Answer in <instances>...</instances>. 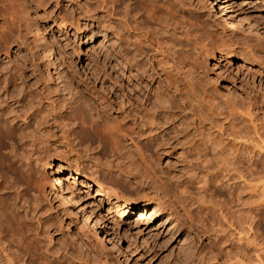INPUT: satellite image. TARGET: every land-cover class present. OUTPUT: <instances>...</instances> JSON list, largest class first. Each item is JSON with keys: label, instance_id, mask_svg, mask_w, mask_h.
<instances>
[{"label": "bare ground", "instance_id": "obj_1", "mask_svg": "<svg viewBox=\"0 0 264 264\" xmlns=\"http://www.w3.org/2000/svg\"><path fill=\"white\" fill-rule=\"evenodd\" d=\"M68 1L75 20L69 23L75 29L80 27L79 16L84 22L94 24L104 35L115 38L113 46H110L113 56L122 65L121 75L133 83L135 89L142 91L140 102H132L128 106L119 104L114 109L110 100L103 99L99 104L104 117L100 115L98 119L90 112L87 117L84 102L73 94L65 97L57 86L54 90L38 91L30 86L28 77L19 65H0V264H94L100 259L102 238L98 236V228L92 223L89 224L91 230H88L90 215L87 207L74 205L73 189L77 181L81 187L94 189L91 196L95 200H105L111 204L106 207L105 215L118 213L130 216L136 214L135 210L137 215H142L140 211L144 209L150 216L168 206L178 217L176 221L179 218L185 223L192 221L194 213H197L191 207L193 189L190 190L187 181L176 179L178 175L175 177L174 172L171 171L173 175L160 167L159 163L161 157L171 155L175 146L180 147L176 153H183L184 159L223 164L236 171V176L242 179L241 183L264 176V136L257 133V128L252 131L260 136L254 133L257 137L254 139V134L249 136L253 138L251 141L245 138L247 132L243 128L233 130L235 137L231 140L236 138L240 144L248 140L245 145L253 144L252 148H257L256 152L247 154L243 150L240 153L232 150L229 144L226 145L228 142H221L223 138H198L188 135L185 128L168 124L172 110L177 106L169 97L178 95L184 99L183 96H188L186 99L190 100L191 96L197 100L198 95L190 88L194 86L190 81L199 84L198 59L204 62L217 46L201 30L198 22L188 23L182 15V19L176 18L174 0ZM218 1L220 4L215 0H196L195 7L206 9L202 12L203 27L220 28L227 37L234 39L237 34L246 43L251 42L256 29L250 23V18L240 16L229 0ZM11 2L0 0V34L7 39L1 45L5 55L8 44L17 46L21 40L19 32L14 30L16 26H12L17 17ZM215 4L221 9L220 12L216 9L215 12L211 11ZM224 12L231 19L230 23L220 17ZM62 19L64 21V17ZM238 24L246 26L251 33L247 31L244 34L236 27ZM9 38L11 41H8ZM224 44L221 42L223 47ZM245 48L247 52L254 53L253 46L247 45ZM154 81L157 84L152 86ZM187 86L191 90L187 89L188 93L185 91ZM167 91L171 92L167 94ZM246 107L247 117L260 115L264 118V100L260 104L246 102ZM258 119L255 118L256 121ZM251 122L254 120L251 119ZM106 161H115L124 169L134 172V177H143L148 185L147 190L150 188L153 193L150 195L152 198H142L141 188L129 181L127 176L130 172L126 173L127 169L123 171L119 166L120 169L117 168L121 171L113 170L117 165L114 163L110 169V166H105ZM204 176L205 173L198 179L197 173L195 190L198 183L202 184L203 189L207 187ZM138 181L137 184L140 183ZM257 182L245 183L246 186L240 184L235 188L230 185L223 188L226 191L224 195L213 193L216 191L214 188L213 191L212 188L205 189L217 196L214 201L219 204L222 218L228 216V222L230 219L245 230L244 236L238 240L240 242L232 247L234 250L224 252L226 255H236L232 264H264V234L261 227L264 222V181ZM244 187L253 190L245 197L240 193ZM126 188L133 194L126 193ZM76 193L80 197L79 189ZM80 213L82 223L77 219ZM164 217V221L171 219ZM72 229L81 241L73 234L74 231L72 233ZM106 232L104 229L101 233L109 237L104 235ZM207 252L209 254L210 250Z\"/></svg>", "mask_w": 264, "mask_h": 264}, {"label": "rangeland", "instance_id": "obj_2", "mask_svg": "<svg viewBox=\"0 0 264 264\" xmlns=\"http://www.w3.org/2000/svg\"><path fill=\"white\" fill-rule=\"evenodd\" d=\"M38 1L12 0L11 7H14L13 9L16 11L17 17V19H14L12 26L13 28L16 26L14 30L19 32L21 40L17 46H15L14 43L8 44V53L6 56L2 52L1 45L5 44L7 39L0 34L1 66L6 67L10 66V64L19 65L28 77L30 86L33 87V89L36 88L38 91L54 90L57 89L55 87L57 86L58 90H61L60 92H62L65 97H69L70 93L71 95L73 94L72 96L79 98V101L82 103L84 102L83 104L86 106L87 117L90 116L88 112L98 119L101 117L100 115L104 117V113L101 112V105L99 104L103 99L110 100V105L114 109L120 105L128 106L132 102H140L142 91L135 89L133 83L129 82L121 75L122 65L120 62L116 61L113 56L110 46H113L112 44L115 42L114 37H111L109 34L104 35L94 24H90V22L88 23L87 21L84 22L79 16L78 21L80 27L75 29L74 25H70L71 23H69V21L72 22L74 19L71 15L70 2L68 0ZM215 1L220 4L218 0ZM243 2L244 4H241ZM195 3L196 0H174L173 4L176 9V18L179 17L182 19L181 17L183 16L188 23L192 22L194 24V22H198V26L202 28L201 30L203 32L205 31V34L207 33L206 35L209 36L208 38H212L211 40H213L215 46H219L218 48L216 46L217 49L215 48L212 50L213 52L207 56L204 62L198 59L197 70L200 78L198 80L199 84L190 81V84L192 83L191 85H194L190 88L198 95L197 100L194 97L193 99L191 96L189 97L190 100L188 99L190 102L186 99L188 96H183L184 99H181L178 95H174V98L173 96L169 97L170 100H174L171 101L175 102L177 106L175 107L176 109L172 110V117L168 124L173 126L176 125L183 129L185 128L188 135L198 136V138L203 136H213L220 140L223 138L221 142L225 144L228 142L226 145L229 144L232 150L235 149V151H239L238 153L243 150L244 152L246 151L247 154H252L257 151L255 150L257 148L254 146V148H252L253 144L250 146V144L245 145V143H248V140L250 139L251 141L254 137V139H256L257 136L255 135L257 133H261L260 135L263 134L262 136H264V118L260 115H257L258 117H247L249 115L245 109L247 108L246 102L247 104H250V102L251 104H260L264 100V0H229V4L232 5L234 10L240 16L247 17V19L250 18V23L253 28L256 29L255 34H253L255 36L253 37L252 35L251 42L247 43L244 39H242L243 41L241 40L242 37H240V35L236 34L237 36L235 35L233 39L232 37L230 38V36L227 37L228 35L222 32L220 28L203 27L202 19L204 17L202 16V12L206 9L195 7ZM217 6V4L212 5V9L210 8L211 11L215 12L216 9V11L218 10V12H220L221 9ZM207 7H209V5ZM224 14L225 12L221 14L220 17L228 21L227 23H230L231 19ZM61 16L64 17V21ZM71 26H73L74 29ZM236 27L244 31V34L247 31L251 33L247 30L246 26L242 24H238ZM16 28L19 30H16ZM236 37H240L239 39L237 38L238 41ZM9 39L8 41H11V38ZM244 41L245 44L253 46L254 53L251 52V54L247 52V48H245L247 45L244 44ZM221 42L222 45L226 42L224 47L221 45ZM227 44L229 45L226 46ZM49 47L51 48L48 49ZM220 48L225 50V52H222V50L220 51ZM155 84H157V81H154L152 86ZM190 88L187 86L185 91L187 92ZM168 92L171 91H167V94ZM248 100L250 101L248 102ZM193 104H195L196 107H194ZM189 105H191V107ZM89 106H92V108ZM88 109L90 110L88 111ZM246 113L247 115H245ZM255 118L260 119L256 121ZM251 119L254 120L253 123H250ZM254 123L256 124L255 127ZM240 127L243 128L244 132L248 133H246L247 137L243 136L248 140L241 141V144L240 140L238 142L236 138L231 140L232 137H235L234 131ZM252 129H256L257 133L252 131ZM234 139L237 140H235V143L238 142L239 144H235L233 142ZM244 146L248 148H243ZM175 147L176 148L171 150V155L168 157H161L159 163L161 164L160 167L163 169L165 168L170 173L174 172L175 175L174 173L172 174L175 177L178 175L176 179L187 181L188 183H186L187 185L189 184L190 190L193 189V191H191V197L193 199L191 198L190 201L191 207H193L197 213H194L193 220L188 222L190 225L181 222V218H179L180 221L179 219L176 221L178 217L170 211V207L168 206L162 208L156 215L150 216L149 212L145 213L144 209L140 211L142 215H137L138 212L136 210V214L130 216H122V214L118 213L114 215H105L106 207L111 204L107 203L105 200L98 202L91 196L94 189H91V187H81L79 181L75 182L76 188L73 189L75 194L73 198L74 205H79V207L83 205L85 208L87 207L90 215L88 225L95 223L99 231L98 236L102 238L101 247L96 242L98 248L100 247L99 249H101V254H99L98 259L100 258L102 262L99 259L96 260L94 264L233 263L232 261H234L236 255H226L224 252L230 251L231 253V251L234 250L233 248L240 242L238 240H241V237L244 236L245 230L238 227L237 223L231 222L230 219L228 222V218H226L228 216L222 218L219 212V204L216 200L214 201V199L217 197L215 194H225V187L230 185L232 187H237L240 184L242 186L247 182L241 183L240 181L242 179L240 180L241 177L238 178V176H236L238 175L236 171L229 169L223 164H211L210 162H202L199 159L197 163L190 158L184 159L183 153L180 155L176 153L180 147ZM239 148L240 150H238ZM113 163L114 165L117 164L115 161H106L104 164L105 166H110L111 168H108L112 169L114 167ZM117 165H115L113 170L126 171L127 168L124 169L120 164ZM119 166H121V170H119ZM224 167H226V170ZM127 170L126 173L130 172L127 176L129 181H132L131 183L133 186L138 189L141 188L140 190L142 192L140 191V194L142 198H152L150 195L153 193L150 188L147 190L148 185L145 184L143 177H134V172L131 173L129 169ZM197 173L198 179L205 173L204 177L207 179L206 188L203 189L201 183H198V189L195 190L193 188L196 186L194 181L197 178ZM138 179L140 183L137 184L136 180L138 181ZM256 179L257 180H250L251 182L247 184H254L257 181L261 183L264 181V176ZM209 188H212V191L213 188L216 189V191H213V193H216L211 195L205 190ZM77 189L80 190V197H78L76 193ZM243 189V192L239 190L243 196L253 191L247 187ZM125 191L128 194H133L128 188H126ZM209 195L210 197H208ZM75 201L77 202L75 203ZM164 216L171 217V219L164 221ZM77 219L79 223H82L83 218L81 213ZM199 221L203 222L200 223ZM261 227L264 234V222ZM89 228L90 225L87 226L88 230ZM104 229L107 230L104 235L109 237H104L103 233H101ZM72 233L77 239H80L75 230L72 229ZM208 250H210L209 254L213 251L214 253H212L214 255L206 254ZM108 259L110 260L108 261ZM262 262H264V258Z\"/></svg>", "mask_w": 264, "mask_h": 264}]
</instances>
